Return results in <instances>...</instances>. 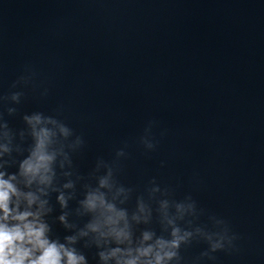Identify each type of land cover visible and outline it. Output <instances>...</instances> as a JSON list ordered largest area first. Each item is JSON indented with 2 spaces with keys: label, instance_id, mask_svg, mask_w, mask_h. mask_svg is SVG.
Segmentation results:
<instances>
[{
  "label": "clouds",
  "instance_id": "obj_1",
  "mask_svg": "<svg viewBox=\"0 0 264 264\" xmlns=\"http://www.w3.org/2000/svg\"><path fill=\"white\" fill-rule=\"evenodd\" d=\"M26 73L11 87L32 83L35 73ZM23 96L12 91L0 103L19 105ZM6 111L17 114L16 107ZM22 120L24 127L14 129L0 112V264H89L90 252L95 264H186L181 250L203 242L207 248L191 261L201 264L236 249L239 237L229 222L207 214L191 194L177 200L155 178L139 194L121 183L127 144L111 161L97 158L84 175L73 159L85 147L83 135L41 111ZM154 127L148 121L139 137L146 152L159 143ZM205 215L207 222H198Z\"/></svg>",
  "mask_w": 264,
  "mask_h": 264
}]
</instances>
